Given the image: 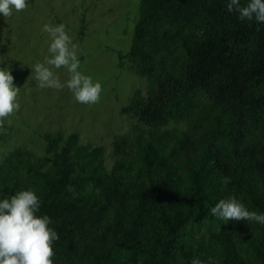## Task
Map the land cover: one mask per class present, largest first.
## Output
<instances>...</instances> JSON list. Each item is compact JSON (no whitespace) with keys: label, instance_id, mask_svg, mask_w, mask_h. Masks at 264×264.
<instances>
[{"label":"trees","instance_id":"1","mask_svg":"<svg viewBox=\"0 0 264 264\" xmlns=\"http://www.w3.org/2000/svg\"><path fill=\"white\" fill-rule=\"evenodd\" d=\"M227 3L140 0L117 58L147 91L121 107L135 122L114 136L111 170L76 133L3 155L0 200L36 192L59 236L54 264H264V225L210 211L236 197L264 213V24Z\"/></svg>","mask_w":264,"mask_h":264},{"label":"rangeland","instance_id":"2","mask_svg":"<svg viewBox=\"0 0 264 264\" xmlns=\"http://www.w3.org/2000/svg\"><path fill=\"white\" fill-rule=\"evenodd\" d=\"M140 0H27L28 7L6 20L0 14V68H8L13 84L20 88L21 107L9 117L0 131V160L16 148L45 153L42 134L60 132L78 134L81 141L104 149L105 166L114 163L112 140L130 129L135 118L121 112L135 91H147V76L135 74L129 63L120 64L117 52H127L139 18ZM45 23L66 25V31L78 46L84 74L102 83L101 101L94 105L77 103L72 93L40 89L31 67L50 55L49 34L42 32ZM32 72V73H31ZM61 81L67 72L57 70ZM174 126L186 128L184 122Z\"/></svg>","mask_w":264,"mask_h":264},{"label":"clouds","instance_id":"3","mask_svg":"<svg viewBox=\"0 0 264 264\" xmlns=\"http://www.w3.org/2000/svg\"><path fill=\"white\" fill-rule=\"evenodd\" d=\"M28 7L27 0H0V14L5 20L13 11L21 12ZM228 12H236L241 21L264 24V0H228ZM42 32L50 37L48 53L43 62L37 61L33 67L34 80L40 89L63 90L67 88L77 103L94 105L101 101L102 83L80 71L81 60L78 46L66 31L63 23L51 25L45 23ZM65 69L67 80L61 81L57 70ZM31 72V73H32ZM14 77L8 68H0V131L5 124L11 125L9 117L19 111L20 88L13 84ZM224 183H228L226 178ZM41 199L32 189L20 190L10 198L0 200V264H54L53 244L59 239L58 233L49 227L51 218L38 215ZM211 214L223 221H255L264 225V213L250 211L236 197L220 199L211 208ZM191 264H203L199 258H193ZM208 264H215L210 257Z\"/></svg>","mask_w":264,"mask_h":264}]
</instances>
